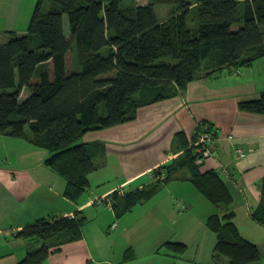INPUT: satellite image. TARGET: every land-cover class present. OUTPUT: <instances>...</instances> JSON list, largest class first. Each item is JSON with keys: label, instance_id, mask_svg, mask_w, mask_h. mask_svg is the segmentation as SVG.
Masks as SVG:
<instances>
[{"label": "trees", "instance_id": "16d2710c", "mask_svg": "<svg viewBox=\"0 0 264 264\" xmlns=\"http://www.w3.org/2000/svg\"><path fill=\"white\" fill-rule=\"evenodd\" d=\"M45 1L52 4L47 11ZM123 2L37 0L26 33L11 31L0 42V134L47 150L44 164L63 177L64 195L73 201L89 187V175L97 167L91 147L82 142L86 132L134 120L140 106L184 92L198 71L238 69L264 55V0ZM173 3L176 8L159 20L154 5ZM71 50L79 70L68 68ZM239 108L264 114V91L240 102ZM205 134L208 141L202 143ZM216 137L208 121L197 124L190 144L183 132L177 134L182 152L154 170L151 185L111 192V208L119 216L171 178L189 180L216 207L206 220L216 236L213 256L229 264L256 262L261 250L240 234L233 220L230 182L213 168L202 171L207 158L198 162L202 156L197 149L211 151ZM259 187L261 200L251 217L264 225V177ZM85 221L74 213L25 225L15 236L40 244L16 264H43L64 244L81 238ZM162 246L175 256L186 250L181 242Z\"/></svg>", "mask_w": 264, "mask_h": 264}, {"label": "crops", "instance_id": "0c3cea01", "mask_svg": "<svg viewBox=\"0 0 264 264\" xmlns=\"http://www.w3.org/2000/svg\"><path fill=\"white\" fill-rule=\"evenodd\" d=\"M13 5V0H0L6 18ZM197 75L179 95L140 106L134 120L84 134L82 142L91 147L97 167L75 201L64 195L63 177L44 164L47 150L0 134V264H16L39 246L15 236L25 225L74 213L86 217L81 238L64 244L43 264H229L213 256L216 236L206 220L216 207L189 180L171 178L159 190L174 184L169 198L158 197V191L119 216L108 196L115 189L151 185L154 170L182 152L177 134L183 132L190 144L201 121L212 123L217 133L202 171L213 168L230 182L233 220L262 254L247 264H264V225L251 217L264 177V114L239 108L264 91V55L238 69ZM167 241L184 243L185 252L175 256L162 246Z\"/></svg>", "mask_w": 264, "mask_h": 264}, {"label": "rangeland", "instance_id": "374dc122", "mask_svg": "<svg viewBox=\"0 0 264 264\" xmlns=\"http://www.w3.org/2000/svg\"><path fill=\"white\" fill-rule=\"evenodd\" d=\"M152 0H124L123 5H132V6H138V5H145L151 2ZM183 1H194V0H183ZM37 0H13V7H8V15L6 18L5 11H0V42H4V39L7 38V35H11V32L6 31V27H10V31H12L15 35H23L27 31L28 23L30 20V16L32 14V11L36 5ZM177 3H173L170 5H163V4H155L154 10L156 12V16L159 20H164L167 18L168 14L176 8ZM51 3L45 1L44 3V9L47 11L50 8ZM10 24V25H9ZM191 24V23H190ZM236 27V26H235ZM162 61L166 62H172V59L170 58H162ZM67 65L69 69H72L74 67L77 68V70L80 69V67L77 64V61L75 62L74 57V51H69L67 54ZM25 95L24 98L28 95V90L24 91ZM28 130V128H27ZM176 183V182H172ZM174 184H169L168 186H165L161 191L158 192L157 196L162 198H169L171 195L170 187ZM191 187V186H190ZM193 189V188H191ZM199 195V194H197ZM201 197V196H199ZM201 199H203L201 197ZM207 201V200H204ZM207 203H209L207 201ZM209 205H211L209 203Z\"/></svg>", "mask_w": 264, "mask_h": 264}, {"label": "built area", "instance_id": "2783aa9c", "mask_svg": "<svg viewBox=\"0 0 264 264\" xmlns=\"http://www.w3.org/2000/svg\"><path fill=\"white\" fill-rule=\"evenodd\" d=\"M206 141H208V136L205 134V135H203V136L200 138V142L204 143V142H206ZM197 151H198V152L200 153V155L202 156L201 158L198 159V162H199V163L202 162V159H203V158H208V157H211V156H212V153H211L210 149L207 148V147H206V148H205V147L198 148ZM238 153H239V155H241V156H244V155H245V153H244L242 150H240V149L238 150ZM115 190H117L118 193H120V194H122V193L124 192L122 189H115ZM115 190H114V191H115ZM182 206H184V205H182ZM116 225H117V223L114 222V223L111 225V227L114 228V227H116Z\"/></svg>", "mask_w": 264, "mask_h": 264}]
</instances>
